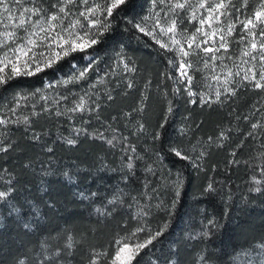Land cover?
<instances>
[{
	"label": "trees",
	"instance_id": "obj_1",
	"mask_svg": "<svg viewBox=\"0 0 264 264\" xmlns=\"http://www.w3.org/2000/svg\"><path fill=\"white\" fill-rule=\"evenodd\" d=\"M258 1L238 0L235 10ZM152 2L105 12L87 51L5 75L0 264H108L117 239L138 229L160 234L132 264H264V85L190 101L177 90L174 53L136 27ZM87 56L84 80L55 89ZM201 59L189 58L196 90L207 86Z\"/></svg>",
	"mask_w": 264,
	"mask_h": 264
},
{
	"label": "rangeland",
	"instance_id": "obj_2",
	"mask_svg": "<svg viewBox=\"0 0 264 264\" xmlns=\"http://www.w3.org/2000/svg\"><path fill=\"white\" fill-rule=\"evenodd\" d=\"M38 1H43L42 3H46V5L50 4L51 6H49V8L41 9L39 8ZM237 1L238 0H153V8L146 15L144 22L140 24V27L145 29L144 33L148 32V35L156 42L159 40L161 43L168 45L169 47L164 48L169 49L174 53L177 61V90L180 91L183 89V92L190 101L198 100L201 104H211L219 102L225 97L231 96L235 92L236 88L239 87V85L245 84L253 88H259L256 87L257 81L262 86L264 85V79H261V73L264 72V59H261V56L264 54L261 53L259 48V45L264 43V35H262L261 31L264 29V23L254 21L256 24L254 28L251 25L248 26V28H245L243 23L248 19H253L256 11L264 10V0H259L252 10H250V12L244 13H237V10H235ZM108 3H110V0H87V3H84L83 0H72L71 3H69L68 0H4V3L0 4V40L7 39L4 34L10 31L16 33V38L15 43L8 39L6 47L0 48V58H2L3 53L8 51V49L14 48L16 45L24 42L22 38L27 37L28 32L35 30L32 27L35 22L42 21L44 26L47 27L48 18L52 15H57L58 17L62 18L52 21V24H62L64 27H67L73 21L79 20L80 24H78L72 31L80 32L81 34H83L85 31H88L90 37H95L94 30L103 18V14L106 12L104 9ZM176 3H183L184 7L176 8ZM201 3H203L205 6L200 7ZM221 3H223L225 7H215ZM62 7L65 9L64 12H60ZM93 7L96 8V11L88 16V19H86L85 16L80 15L81 13L87 14L88 10ZM5 8H7L8 11H5ZM25 9L28 11H24ZM33 10H35L36 14H34ZM232 11H235V13H232ZM193 13H195V16H193ZM210 14L212 18L211 20H208ZM9 15L14 18L13 21H9ZM21 15L29 18V21L24 26V28H18L15 26L18 23V18ZM180 15L183 16L184 21V25L182 24L181 29L178 28V18ZM202 19L205 20L203 25L200 24V20ZM89 20L95 21V26L90 24ZM173 21L176 24V30L174 33L165 34L161 31V28L167 29V27H169ZM25 28H27V32L24 30ZM197 29H202V32H197ZM229 29H231V31H229ZM56 32H62V28L56 27L55 32L52 34L54 35ZM203 32H208L209 34L216 32V36L209 38L208 36H204ZM250 33H254L255 35L253 36ZM192 35L196 36V42L193 44L192 48H188L186 41ZM173 36L175 39L179 40L180 44L183 45L185 50L189 52L187 57H184L182 53L178 51L180 45H175L172 43L171 37ZM221 36L224 37L223 42L226 43L227 50L220 49L214 53H205L202 50L205 47H213L214 49L218 48L219 44L222 42L220 40ZM205 39L208 40V44L201 43ZM253 40H255L257 43V49L255 50L250 49V45ZM196 44H200V48H197ZM88 49L89 47L85 48L84 51H87ZM34 51L37 53L35 60L37 63H39L42 70L48 67L44 61L51 57L54 51L61 50L53 45L52 51H49L43 47H38L34 49ZM245 51H251V55L244 56L243 53ZM40 52H45V55L40 56ZM196 54L199 55L203 61V68L200 73L202 75L204 74L203 78L207 85L206 89L200 88L201 90H196L194 87L195 79L193 78V73L199 71L194 69L189 58ZM9 55L11 56V52H9ZM29 55H31V53ZM213 55L216 57L215 60L211 59ZM62 57H64V55H61L59 59ZM59 59H53L51 65ZM92 60V56H87L85 63L79 69L78 73L74 74L75 78H59L58 82L55 84V89H59L60 87L64 88L69 83L83 81L87 75V70L88 67H90L89 65H91ZM183 62H187L191 65V67L183 69V71H185L187 75L191 77V84L188 83L186 77L181 76L180 74L181 70L179 66ZM29 64L30 68L27 70L32 71L33 74L37 73V71H35L36 63L29 61ZM121 64L122 65L118 69L124 72L129 70V65L127 62L123 61ZM22 65L23 60L21 61V64L18 65V67L22 68ZM118 69L116 68L115 70L118 71ZM229 70L233 74L231 77L227 76ZM81 72L84 73L83 76H81ZM236 73H239V75ZM7 74H11V65L5 68L3 73H0V75L4 76ZM245 75H248L249 79H243ZM253 75L255 76V79H251ZM216 76L220 77L219 81L214 79ZM226 78L229 81L227 84L224 83ZM189 88L193 93H195V95H188ZM217 92L220 93L219 97L216 95ZM42 99L45 100L46 97L44 98L42 96ZM48 101H50V103L56 104L57 98L56 96H54V98L51 96L47 99V102ZM22 102V94H17L13 99L11 112L17 113ZM10 120L11 119L8 113L6 117L5 115L0 114V121H3V123H0L1 127L9 126ZM144 231L134 232L133 237H122L117 239L116 250L125 242L130 245H135L137 243L143 242L145 239L153 235V233H151L149 230ZM142 234L144 235L141 236ZM115 252L113 257L108 260V264H113ZM116 264H119V262H116Z\"/></svg>",
	"mask_w": 264,
	"mask_h": 264
},
{
	"label": "snow or ice",
	"instance_id": "obj_3",
	"mask_svg": "<svg viewBox=\"0 0 264 264\" xmlns=\"http://www.w3.org/2000/svg\"><path fill=\"white\" fill-rule=\"evenodd\" d=\"M69 3L72 2V0H68ZM84 3H87V0H83ZM4 0H0V4H3ZM125 3V0H110V3H108L105 6V11L107 13L108 16H111L113 13V10L119 8L122 4ZM205 5L203 3L200 4V7H204ZM98 7V6H97ZM176 8H183L184 4L183 3H176L175 4ZM216 8H223L225 7V5L223 3L218 4L215 6ZM5 11H8L7 8H5ZM24 11H28L27 9H25ZM34 14L35 13V10ZM65 9L62 7L60 9V12H64ZM96 11V8H90L88 10V13H81L80 15L85 16L86 19H88V16H90L92 13H94ZM193 16H195V13H193ZM211 14L208 17V20H211ZM9 21H13V17L11 15H9L8 17ZM58 19H62L60 17H58L57 15H52L48 18V24L47 27L44 26L42 21H37L33 24V29H35L34 31L28 32L27 37L22 38L24 40L23 43H20L18 45H16L14 48L8 49V51H5L3 53L2 58H0V73L4 72V69L7 68L9 65H11V74H9L7 76V79H10L12 75H20V74H24V75H32L33 72L30 70H27L30 68V64L29 61H31L32 63H36V68L35 71H40V65L39 63L36 62L35 57L37 55V53L34 51V49L38 48V47H43L49 51L53 50V45H55L56 48H59L61 51H54L53 55L51 57H49L48 59H46L44 61V63L48 66L51 65L53 59H59L61 57V55L67 56L69 53L71 52H75V51H84L85 48L91 47L92 45L98 43V39L96 37H90L88 31H85L83 34H81L80 32H74L72 31L73 29L76 28V26L78 24H80L79 20H75L72 23H70L67 27H64L62 24L61 25H54L51 22L52 21H56ZM29 18H26L25 16L21 15L18 18V23L15 25L18 28H24V26L28 23ZM254 21H259L261 23H264V10H258L255 12L254 18L253 19H248L246 20L244 23L245 28H248V26H252L253 28L256 26ZM89 23L92 24L93 26H95V21L93 20H89ZM205 23V20H200V24L203 25ZM56 27H61L62 28V32H56L54 35L52 34L53 32H55V28ZM107 27H109L108 25L104 26V30H107ZM137 28H139L140 31L144 32L145 29L140 27L139 25H136ZM26 32L28 31L27 28L24 29ZM176 30V24L173 21L171 23V25L169 27H167V29L161 28V31L164 32L165 34L167 33H174ZM229 31H231V29H229ZM262 31V35H264V29L261 30ZM197 32H202V29H197ZM43 34V35H42ZM146 35H148V32H145ZM253 36L255 35L254 33H250ZM5 37L7 39L5 40H0V48H5L8 39H10L13 43H15V38H16V33L15 32H7L4 34ZM204 36H208L209 38L215 37L216 36V32H212L211 34H209L208 32H203ZM87 37V38H86ZM172 39V43L175 45H180V47L178 48V51L182 53V55L184 57H187L189 55V52L187 50H185L184 46L180 44V41L175 39V37H171ZM220 40L222 41L219 44L218 48H213V47H205L202 50L205 53H214L215 51H219L220 49H225L227 50V45L226 43L223 42L224 37L221 36ZM196 42V36L192 35L187 41V47L188 48H192L193 44ZM157 43H160L161 47H169L168 45L161 43L159 40H157ZM201 43L203 44H208V40L205 39L203 40ZM197 48H200V44H196ZM260 51L262 54H264V43H261L259 45ZM250 49L251 50H255L257 49V43L255 42V40H253V42H251L250 45ZM9 52H11V56L9 55ZM31 53V55H29ZM40 56H44L45 52H40L39 53ZM244 56H250L251 55V51H245L243 53ZM26 58V59H24ZM255 58V57H253ZM211 59L215 60L216 57L215 55H213L211 57ZM261 59H264V55L261 56ZM23 60V65L22 68L18 67V65L21 64V61ZM127 67V66H126ZM191 67L190 64H188L187 62H183L180 64L179 68H180V74L181 76L186 77L187 81L189 84H191V77L187 75V73L185 71H183V69L185 68H189ZM237 75H239V73H236ZM84 73L81 72V76H83ZM233 74L232 72L229 70L227 73L228 77H231ZM214 79H216L217 81H219L220 77L216 76L214 77ZM243 79H249L248 75H245L243 77ZM251 79H255V76L253 75L251 77ZM261 79H264V72L261 73ZM6 82V77L4 75H0V84L5 83ZM229 81L226 78L224 83L227 84ZM262 85L257 81L256 83V87H261ZM227 91V89H226ZM188 95L189 96H193L195 95V93H193L191 91V89H188ZM217 97H219L220 93L217 92ZM195 102V101H193ZM207 102V101H205ZM77 108L79 110H83V105H78ZM76 109H73V111H75ZM169 111H171V108H169ZM0 123H3V121H0ZM255 127V125L253 126ZM69 143H74V141H69ZM178 156L181 155L180 152L176 153ZM186 158V157H185ZM129 167H131V165H129ZM7 194L5 192H0V198L5 197ZM142 229H138L137 231H141ZM160 233L157 232L155 235L150 236L149 238L145 239L143 242L141 243H137L135 245H130L128 243H123L121 247H119L116 252H115V256L113 258V264H116V262H119V264H132V261L135 259V257L139 254L140 250L147 247L148 245H150L152 243V240L155 239V236L159 235ZM120 243V242H117Z\"/></svg>",
	"mask_w": 264,
	"mask_h": 264
}]
</instances>
